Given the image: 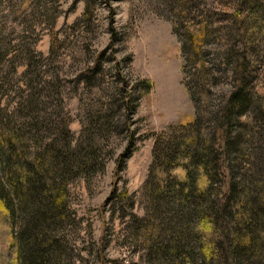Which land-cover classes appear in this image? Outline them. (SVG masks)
I'll use <instances>...</instances> for the list:
<instances>
[{
  "label": "rangeland",
  "instance_id": "374dc122",
  "mask_svg": "<svg viewBox=\"0 0 264 264\" xmlns=\"http://www.w3.org/2000/svg\"><path fill=\"white\" fill-rule=\"evenodd\" d=\"M191 19L204 22L194 38ZM240 62L255 98L235 116L232 179L248 182L263 210L264 0H0V123L19 137L3 152L20 148L29 164L47 146L91 151L51 214L31 212L34 192H0L11 207L0 201V264L28 248L43 264L139 260L155 140L170 142L197 115L210 131Z\"/></svg>",
  "mask_w": 264,
  "mask_h": 264
},
{
  "label": "trees",
  "instance_id": "16d2710c",
  "mask_svg": "<svg viewBox=\"0 0 264 264\" xmlns=\"http://www.w3.org/2000/svg\"><path fill=\"white\" fill-rule=\"evenodd\" d=\"M88 8L87 4L86 11ZM183 25L193 31V38L196 30L204 28L202 20H187ZM200 45L195 43L196 49L191 51L199 54ZM191 60L195 67H202V63H196L199 57ZM237 65L239 68H233L232 91L213 112L210 131L200 130L201 118L197 115L185 125L186 131L180 130L170 142L166 138L155 140L146 182L150 208L144 217L136 218L144 225L139 245L142 253L139 260L123 264H264V241L260 235L264 230L263 200L252 196L248 182L240 186L232 179L234 165L230 158L237 154L242 134L233 130L238 125L235 116L245 111L255 98L248 78L242 73L246 64ZM190 96L193 99V93ZM257 98L264 108V96ZM11 134L0 123V192H8V186L16 194L20 192L21 198H32L30 192L38 194L39 198L31 204L34 209L31 212L36 216L61 209L68 178L88 170L91 151L71 142L60 149L43 147L29 163L34 167H30L20 148L14 152V158L13 154L3 152L11 143L19 144V137ZM118 196L133 205L125 189ZM0 201L11 212L2 195ZM28 242L36 245V241ZM27 253L23 259L18 251L14 264L45 262L42 251L28 248Z\"/></svg>",
  "mask_w": 264,
  "mask_h": 264
}]
</instances>
